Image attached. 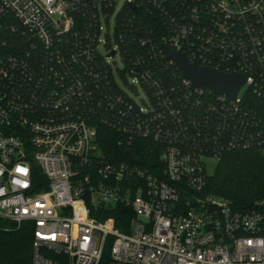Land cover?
Here are the masks:
<instances>
[{
    "label": "built area",
    "instance_id": "built-area-1",
    "mask_svg": "<svg viewBox=\"0 0 264 264\" xmlns=\"http://www.w3.org/2000/svg\"><path fill=\"white\" fill-rule=\"evenodd\" d=\"M163 45L247 82L193 88ZM250 94L264 0H0V218L33 225L31 264H264V197L205 193L224 153L264 147ZM119 205L129 232L102 218Z\"/></svg>",
    "mask_w": 264,
    "mask_h": 264
},
{
    "label": "trees",
    "instance_id": "trees-1",
    "mask_svg": "<svg viewBox=\"0 0 264 264\" xmlns=\"http://www.w3.org/2000/svg\"><path fill=\"white\" fill-rule=\"evenodd\" d=\"M249 98L250 105L264 117V99L253 94ZM108 134L103 144L105 152L109 157L113 154L126 158L124 150L117 145L115 133L108 131ZM141 143L144 149L149 145L148 141ZM141 154L147 156L146 151ZM34 168L36 175L41 176L37 164ZM205 193L228 200L237 210L253 208L255 201L264 197V147L224 153L214 174L208 178ZM134 215L130 207L119 205L102 218L114 217L117 227L129 232ZM32 251L33 225L26 223L18 227L0 218V264H31ZM108 258L109 248H106L102 264H107Z\"/></svg>",
    "mask_w": 264,
    "mask_h": 264
},
{
    "label": "water",
    "instance_id": "water-1",
    "mask_svg": "<svg viewBox=\"0 0 264 264\" xmlns=\"http://www.w3.org/2000/svg\"><path fill=\"white\" fill-rule=\"evenodd\" d=\"M166 52V59L176 60L183 71V74L190 78L193 88L207 85L218 94H225L230 99H236L239 91L247 82L246 76L237 73H225L223 71L199 65L197 62H189L186 56L180 52L173 51L163 45Z\"/></svg>",
    "mask_w": 264,
    "mask_h": 264
}]
</instances>
